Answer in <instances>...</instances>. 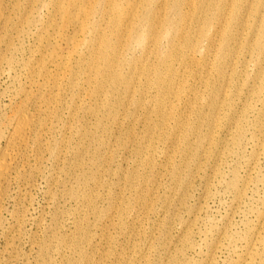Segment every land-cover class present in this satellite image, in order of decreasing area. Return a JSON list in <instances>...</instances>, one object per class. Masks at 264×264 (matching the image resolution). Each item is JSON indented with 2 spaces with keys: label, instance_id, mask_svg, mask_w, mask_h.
<instances>
[{
  "label": "rangeland",
  "instance_id": "1",
  "mask_svg": "<svg viewBox=\"0 0 264 264\" xmlns=\"http://www.w3.org/2000/svg\"><path fill=\"white\" fill-rule=\"evenodd\" d=\"M152 3V12L165 4ZM123 42L120 34L111 43L121 50ZM168 44L154 53L132 46L118 71L149 69ZM68 50L59 47L63 55ZM200 52L192 75L205 67V78L187 73L185 94L171 99L168 117L181 119V128L173 120L160 126L154 89L137 109L127 101L142 87L126 94L117 86L110 100V86L100 94L94 78L74 91L67 84L46 90L43 80L29 88V71L2 80L0 117L7 125L30 102L43 153L38 170L12 187L19 192L4 215L0 264H237L252 248L264 255V100L249 92L264 56L245 75L227 69L221 77L208 49ZM201 55L208 61L196 66ZM79 172L93 179L83 184Z\"/></svg>",
  "mask_w": 264,
  "mask_h": 264
},
{
  "label": "bare ground",
  "instance_id": "2",
  "mask_svg": "<svg viewBox=\"0 0 264 264\" xmlns=\"http://www.w3.org/2000/svg\"><path fill=\"white\" fill-rule=\"evenodd\" d=\"M159 1L165 4L152 12V0H0V83L13 73L17 76L29 71V88L43 80L46 90H60L67 84L65 87L74 91L94 78L95 91L100 93L110 86V93L106 91L105 95L110 100L115 99L117 86H124L126 94L142 87L137 99L127 101L137 109L144 107L146 89H154L157 95L150 102L155 106L154 116L161 120L160 126L173 120L174 126L181 128V119L168 117L175 112L171 99L178 100L185 94L187 79L183 76L187 73L200 81L207 74L202 67L204 74L192 75L194 53L208 49L216 67L215 76H225L227 69L232 76L245 75L250 62L254 70L258 66L264 56V0ZM120 34L124 36L121 50L111 43ZM164 41L169 44L149 69L128 76L118 71L124 52L132 46L154 53ZM63 43L69 49L66 55L59 51ZM214 46L217 49L212 52ZM35 55L38 59L32 63ZM201 58L196 66L207 62L209 56ZM252 80L250 95L264 100V70L254 73ZM227 84L224 81L223 86ZM215 93V89L209 91L211 97ZM217 97L214 95L212 100ZM29 105L22 104L7 125L0 117V231L9 203L15 204L19 192L12 191V187L18 188L42 163V139ZM107 106L111 107V102ZM89 112L93 114L94 110ZM210 142L209 136L203 139V154H207ZM75 165L80 168L79 162ZM91 179L93 175H77L83 184ZM237 264H264V255H255L252 248Z\"/></svg>",
  "mask_w": 264,
  "mask_h": 264
}]
</instances>
